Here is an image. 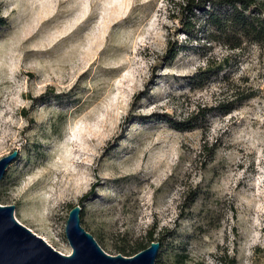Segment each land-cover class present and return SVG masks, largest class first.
<instances>
[{
	"label": "rangeland",
	"instance_id": "374dc122",
	"mask_svg": "<svg viewBox=\"0 0 264 264\" xmlns=\"http://www.w3.org/2000/svg\"><path fill=\"white\" fill-rule=\"evenodd\" d=\"M173 39L170 0H0V158L18 150L0 203L64 253L80 204L111 254L159 240L155 264H264V46L201 36L167 61Z\"/></svg>",
	"mask_w": 264,
	"mask_h": 264
},
{
	"label": "trees",
	"instance_id": "16d2710c",
	"mask_svg": "<svg viewBox=\"0 0 264 264\" xmlns=\"http://www.w3.org/2000/svg\"><path fill=\"white\" fill-rule=\"evenodd\" d=\"M170 4L174 17L179 18L188 41L169 40L164 56L167 61L175 59L181 50L196 46L193 42L201 36L206 39V43L219 42L230 49L241 48L248 42L264 46V0H170ZM200 46L206 48L204 44ZM223 64L209 59L205 67H201L191 76L190 83L194 87L203 86L220 72ZM252 96L253 92H240L217 108L223 111L233 110ZM203 111L205 109L183 120H172L171 125L179 130L199 127L200 116L205 118L206 111ZM88 195L81 197L80 201H84ZM144 248L146 247L138 244L131 248L130 252L123 249V253L134 254Z\"/></svg>",
	"mask_w": 264,
	"mask_h": 264
},
{
	"label": "water",
	"instance_id": "95a60500",
	"mask_svg": "<svg viewBox=\"0 0 264 264\" xmlns=\"http://www.w3.org/2000/svg\"><path fill=\"white\" fill-rule=\"evenodd\" d=\"M17 156L14 150L0 158V182ZM15 209V204L0 203V264H155L161 248V241L153 240L133 255L107 252L82 225V207L76 204L65 227L72 252L64 253L20 222Z\"/></svg>",
	"mask_w": 264,
	"mask_h": 264
}]
</instances>
